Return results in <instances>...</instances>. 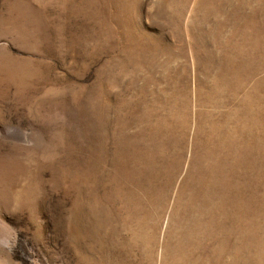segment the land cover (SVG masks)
I'll return each instance as SVG.
<instances>
[{
  "label": "rangeland",
  "instance_id": "374dc122",
  "mask_svg": "<svg viewBox=\"0 0 264 264\" xmlns=\"http://www.w3.org/2000/svg\"><path fill=\"white\" fill-rule=\"evenodd\" d=\"M0 264H264V0H0Z\"/></svg>",
  "mask_w": 264,
  "mask_h": 264
}]
</instances>
